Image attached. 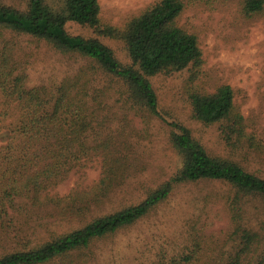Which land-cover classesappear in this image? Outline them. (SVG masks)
Returning a JSON list of instances; mask_svg holds the SVG:
<instances>
[{"label":"trees","instance_id":"16d2710c","mask_svg":"<svg viewBox=\"0 0 264 264\" xmlns=\"http://www.w3.org/2000/svg\"><path fill=\"white\" fill-rule=\"evenodd\" d=\"M199 1L211 0H156L122 25L101 20L99 0H63L59 8L50 5L49 0L0 3V92L17 116L0 144L1 232L8 233V208L24 212L32 202L42 203L41 193L63 180L84 158L103 156V174L91 192L95 201L126 181L135 168L130 158L133 149L125 134L113 137L106 100L117 89L114 82L120 83L126 88L124 102L131 108L138 112L137 106L148 115H160L151 77L186 68L194 77L203 64L197 35L178 22L184 9ZM242 10L247 16L261 13L264 0H242ZM68 22L122 41L130 62H121L113 49L96 37L70 34ZM17 36H30L69 61L82 59L85 63L61 80L45 77L29 84ZM98 73L110 82L91 86ZM188 98L193 118L206 125L218 124L228 143L240 145L248 139L255 148L262 146L246 132L245 118L235 105L229 84L213 92L192 87ZM169 124L176 129L170 138L181 165L168 179L137 203L95 217L32 247L2 254L0 264H52L56 260L62 264H86L92 256L87 251L96 242L152 214L176 186L203 179H223L235 189L231 201L232 236L235 243L236 238L241 239V244L227 256L208 259L206 264H264V177L236 160L212 154L181 122ZM80 200L82 204L90 202L88 196L82 195ZM250 201L261 202V209L252 212ZM177 244L176 252L164 251L150 264H198L202 257L199 241L187 235L184 242Z\"/></svg>","mask_w":264,"mask_h":264},{"label":"rangeland","instance_id":"374dc122","mask_svg":"<svg viewBox=\"0 0 264 264\" xmlns=\"http://www.w3.org/2000/svg\"><path fill=\"white\" fill-rule=\"evenodd\" d=\"M12 1L0 0V3ZM154 1L99 0L100 17L105 23L122 25ZM49 3L59 8L63 0H49ZM178 22L198 37L203 64L196 76L186 68L151 77L159 98V116L148 115L137 106L136 112L125 103L126 88L120 83L114 82L117 89L106 100L113 137L125 134L124 138L132 145L130 158L135 162L132 174L107 197L95 201L91 192L103 174V156L84 158L63 180L41 193L42 203L32 202L24 212L8 208V233L0 231V256L32 247L79 228L95 217L137 203L150 189L168 179L181 165L170 138L176 129L169 122L178 121L189 127L212 154L236 160L264 177V10L247 16L242 10V0L199 1L184 9ZM66 28L72 35L100 39L121 62H130L122 41L97 34L93 28L76 22H68ZM15 39L22 48L19 56L25 61L29 84L45 77L61 80L85 63L82 59L69 61L30 36ZM96 77L93 81L88 77L91 86L110 82L104 74L98 73ZM222 84L233 88L234 102L245 118L246 132L254 136L257 145L262 144L260 148H255L248 139L240 145L230 144L221 135L218 124L206 125L193 118L189 89L213 92ZM16 120V111L0 92V144ZM235 192L223 179L182 183L152 214L92 245L91 251H87L92 256L86 264H150L164 251L176 252L177 243L184 242L187 235L202 246L198 264L227 256L241 244L240 238L235 243L232 236L231 201ZM82 195L88 196L89 204H82ZM248 204L252 212L261 209V202ZM52 264L62 263L56 260Z\"/></svg>","mask_w":264,"mask_h":264}]
</instances>
